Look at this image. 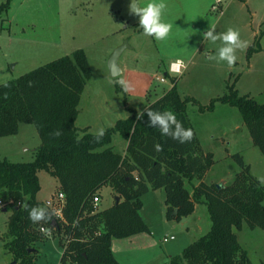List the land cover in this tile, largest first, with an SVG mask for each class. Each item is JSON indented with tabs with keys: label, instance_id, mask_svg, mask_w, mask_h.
I'll return each instance as SVG.
<instances>
[{
	"label": "rangeland",
	"instance_id": "rangeland-1",
	"mask_svg": "<svg viewBox=\"0 0 264 264\" xmlns=\"http://www.w3.org/2000/svg\"><path fill=\"white\" fill-rule=\"evenodd\" d=\"M6 2L0 0V7ZM149 2L136 0L141 7ZM131 3L132 0H14L8 11L0 12V85L84 50L92 78L82 95L76 124L80 131L88 129L96 134L101 128L107 131L134 112L143 111L173 88L172 77H176L181 96L191 99L187 114L201 149L215 161L202 181L208 185H231L241 171L233 158L235 154L243 156L256 178L264 176V154L254 145L240 110L219 101L209 108L216 99L229 95L230 87L239 96L264 103V0H224L219 7L214 6L217 0H165L164 21L173 27L169 38L160 42L145 36L143 30L139 32V17L130 12ZM209 27H214L216 33L231 27L240 32L241 39L248 41L246 50L237 51L239 59L234 67L207 59L208 55H217L222 46L220 41H204L203 33ZM126 42L129 47L122 53L120 66L127 64L139 73L122 70L121 76L111 77L109 59L117 46ZM179 45H191L189 53H195L197 48L202 51L186 74L165 75L167 60L180 54L175 50ZM157 48H164L168 56L158 54ZM120 78L130 82L129 91L115 83ZM161 78L166 82H161ZM41 144L36 127L21 124L17 135L0 137V161L31 162ZM112 144L120 153L128 146L119 133L113 135ZM39 179L41 190L37 199L54 209L58 205L60 182L46 171L39 172ZM186 184L193 193L199 180H186ZM100 193L99 210L110 207L116 200L110 187ZM165 196L163 191H157L146 198L142 214L152 234L134 246L136 250L129 254L130 263L170 264L172 257L182 255L186 247L210 231L212 220L206 203L198 204L196 214L189 219L168 221ZM3 204L0 264H14L12 254L5 248L13 212L4 211L9 204ZM235 232L251 262L264 264V230L251 229L245 221L243 228ZM58 238L38 243L36 264L60 263L63 248Z\"/></svg>",
	"mask_w": 264,
	"mask_h": 264
},
{
	"label": "trees",
	"instance_id": "trees-1",
	"mask_svg": "<svg viewBox=\"0 0 264 264\" xmlns=\"http://www.w3.org/2000/svg\"><path fill=\"white\" fill-rule=\"evenodd\" d=\"M13 1L2 4L0 12L8 11ZM91 78L87 54L77 50L8 81L7 87L0 85V137L15 136L21 124H31L42 140L33 161H0V201L9 204L6 211L13 212L5 243L13 263L36 264L38 243L48 240L41 231L45 228L53 238L59 237L63 248L59 264H121L113 253V240L152 234L140 214L142 198L164 189L168 221L189 217L200 203H206L212 220L210 231L182 255L172 257L170 264H253L235 229L241 230L246 221L251 229L264 230V185L241 154L233 155L241 171L231 185L217 187L202 181L215 161L201 149L187 114L191 99L183 98L177 90L178 78L173 77V88L146 108L173 112L185 129L191 128L194 139L184 144L162 135L159 128L149 126L147 115L138 119L136 112L105 131L99 142L88 129L80 131L76 124L79 105ZM229 91L209 108L216 101L237 107L254 145L264 154V103L239 96L234 87ZM57 131L61 132L58 137L53 135ZM115 133L128 143L124 155L112 144ZM157 143L163 151L155 150ZM40 171L58 179L65 204L63 218L54 216L48 223L33 224L31 207L53 210L37 199ZM194 179L202 182L191 193L186 180ZM105 187L120 201L99 210L93 201L101 198ZM53 222L57 225L52 226Z\"/></svg>",
	"mask_w": 264,
	"mask_h": 264
},
{
	"label": "clouds",
	"instance_id": "clouds-1",
	"mask_svg": "<svg viewBox=\"0 0 264 264\" xmlns=\"http://www.w3.org/2000/svg\"><path fill=\"white\" fill-rule=\"evenodd\" d=\"M167 9L165 0H150L146 6H138L136 0H132L130 5V12L139 17V25L143 29L145 36L154 37L156 41H166L172 31V24L164 21V14ZM204 41H211L213 43L220 41L222 46L218 49L217 55H208L209 61L226 62L228 67H234L239 57L237 51L246 50L249 47V43L246 40L241 39L240 32L233 28H228L226 32L216 33L214 27H209L203 33ZM182 63L181 61L177 62ZM125 92L129 91L131 84L124 78H120L115 81ZM4 86L8 84L5 81ZM5 98L6 95H5ZM144 115L148 117V124L151 127L159 128L162 135L168 136L173 140L178 141L181 144L189 143L194 139V132L191 128L185 129L182 122L178 120L176 114L173 112H159L151 109H143L138 113V119H142ZM54 136L58 137L61 132L57 131L53 133ZM105 135V130L101 128L96 133V141L99 142ZM155 150L157 152L163 151L162 145L156 144ZM259 183L264 185V176L257 177ZM25 208L29 206L23 205ZM58 213L55 209L49 211L47 207H31L29 211V219L33 224H40L50 222L54 216ZM51 235V233H47Z\"/></svg>",
	"mask_w": 264,
	"mask_h": 264
},
{
	"label": "crops",
	"instance_id": "crops-1",
	"mask_svg": "<svg viewBox=\"0 0 264 264\" xmlns=\"http://www.w3.org/2000/svg\"><path fill=\"white\" fill-rule=\"evenodd\" d=\"M138 2H139V0H137ZM139 4V3H138ZM213 4V3H212ZM211 5V4H210ZM209 6V5H208ZM133 24H136V22L135 23H133ZM143 29L141 28V30L139 31V32H141ZM195 41H197L196 39H195ZM121 44V43H120ZM119 44V45H120ZM119 45L117 46V47H119ZM117 47H115V48H117ZM168 47H170V46H168ZM191 45H189V46H184V45H179V46H177L176 47V51H180V54L178 55H173L174 57L173 58H170V60H167V62H166V68L168 69V72H166L165 73V75H169V74H172L171 72H170V67H171V64H173V63H175L176 61H179V60H181V61H183V63L185 64V68L183 69V74H186L187 73V71L189 70V68L195 63V60H194V58H196L200 53H201V49L200 48H195L196 49V51H195V53L194 52H191V53H189L190 51H191ZM164 48H162V49H159V48H157V50H160V52L158 53V54H161L163 57H167L168 56V54L169 53H167L165 50H163ZM161 51H162V53H161ZM122 56V55H121ZM120 62V61H119ZM122 68V70L123 71H129V70H132V71H134L135 69H133L132 67H128V65L126 64V65H124V66H122L121 67ZM134 72H138V71H134ZM139 73V72H138ZM173 75V74H172ZM174 76V75H173ZM176 76V75H175ZM173 78V77H172ZM165 82H166V80H165ZM126 150H127V148H126ZM126 150L124 151V153H121V154H125L126 153ZM202 181H200L199 180V183H201ZM198 185V184H197ZM196 185V186H197ZM164 192V193H166L165 192V190L164 189H159V190H155V191H151V192H149L148 194H146V195H144L143 196V198H142V200H143V204H144V206H143V209L140 211V214H141V216H142V218L144 219V221L145 222H147L146 221V218L144 217V215L142 214V212H143V210H144V208H145V206H146V198L147 197H149L150 195H152V194H154V193H156V192ZM113 193V192H112ZM164 202H165V200H166V196L164 197ZM166 204V203H165ZM197 209H198V204L196 205V210H195V212L192 214V215H190L189 217H186L185 219H189V218H191V217H193L195 214H196V212H197ZM4 211H6V209L4 210ZM149 235H151V234H147V233H142V234H138V235H135V236H132V237H129V238H126V239H115V240H113V246H112V250H113V253H114V255H115V257L118 259V261L121 263V264H132V263H130V261H129V254H132L133 252H134V250H136L135 248H134V246H136V245H139V243L141 242V241H143V240H145V239H148L147 237L149 236Z\"/></svg>",
	"mask_w": 264,
	"mask_h": 264
},
{
	"label": "built area",
	"instance_id": "built-area-1",
	"mask_svg": "<svg viewBox=\"0 0 264 264\" xmlns=\"http://www.w3.org/2000/svg\"><path fill=\"white\" fill-rule=\"evenodd\" d=\"M224 0H217V3L214 4L215 7H219L220 4L223 2ZM217 5V6H216ZM181 61V60H179ZM178 61H176L175 63L171 64V67H170V72L173 74V75H179L183 72V69L186 67L185 64L183 63V61H181L182 63H177ZM165 78H161V82H165ZM99 202H100V197H95L94 198V205L95 206H98L99 205ZM58 205L54 206V209L56 210V212L58 213V217L60 218H63V207H64V204H65V196L63 194H59V200H58ZM4 205L2 201H0V206ZM43 233L46 234V236L48 238H53V234L50 230L48 229H45V228H42L41 230ZM51 233V235H47V233ZM174 238V237H172ZM167 240V239H166Z\"/></svg>",
	"mask_w": 264,
	"mask_h": 264
},
{
	"label": "water",
	"instance_id": "water-1",
	"mask_svg": "<svg viewBox=\"0 0 264 264\" xmlns=\"http://www.w3.org/2000/svg\"><path fill=\"white\" fill-rule=\"evenodd\" d=\"M129 47L128 43H124L122 46L118 47L111 55L109 62H108V68H109V74L111 77H119L122 74V69L120 66V58L122 53L125 51V49ZM217 187H221L220 184H217ZM116 201L119 202L120 198L116 197ZM57 223L53 222L52 226H56Z\"/></svg>",
	"mask_w": 264,
	"mask_h": 264
}]
</instances>
